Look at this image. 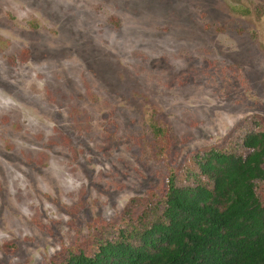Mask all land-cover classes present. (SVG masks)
Segmentation results:
<instances>
[{"label":"rangeland","instance_id":"1","mask_svg":"<svg viewBox=\"0 0 264 264\" xmlns=\"http://www.w3.org/2000/svg\"><path fill=\"white\" fill-rule=\"evenodd\" d=\"M255 122L264 0H0V264L89 253Z\"/></svg>","mask_w":264,"mask_h":264},{"label":"trees","instance_id":"2","mask_svg":"<svg viewBox=\"0 0 264 264\" xmlns=\"http://www.w3.org/2000/svg\"><path fill=\"white\" fill-rule=\"evenodd\" d=\"M234 133L169 167L163 194L136 217L128 204L89 253L48 264H264V128Z\"/></svg>","mask_w":264,"mask_h":264}]
</instances>
